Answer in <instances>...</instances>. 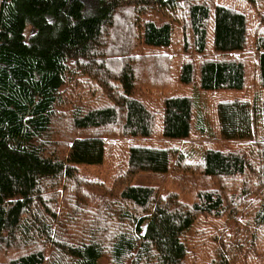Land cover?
Here are the masks:
<instances>
[{
  "label": "trees",
  "instance_id": "1",
  "mask_svg": "<svg viewBox=\"0 0 264 264\" xmlns=\"http://www.w3.org/2000/svg\"><path fill=\"white\" fill-rule=\"evenodd\" d=\"M124 3L0 0V264H264V34L227 0ZM192 87L222 93L209 144Z\"/></svg>",
  "mask_w": 264,
  "mask_h": 264
},
{
  "label": "rangeland",
  "instance_id": "2",
  "mask_svg": "<svg viewBox=\"0 0 264 264\" xmlns=\"http://www.w3.org/2000/svg\"><path fill=\"white\" fill-rule=\"evenodd\" d=\"M79 1L83 4V7H84V10L86 13L91 12L96 5V0H79ZM120 1H122L124 3V1L127 2L128 0H120ZM227 1H231L233 3L236 2V3H238L239 6L241 5V6H245L246 8H248L247 9V23H248L247 41H248V44L247 45H248V47L253 46L255 37H258V36H261L264 34V10L261 7L258 8V6L250 8L241 0H227ZM257 14H260L261 17L256 16ZM115 20H116V24H117L116 27L113 28V30L110 32L111 34H110L109 38L102 42V45L104 44L105 49L110 50L112 53H113V51L114 52L120 51L121 49L127 50L126 48L129 46V45H127L128 41L125 39V37H128V33L126 32V30H124L120 27L123 25H118V24L126 23V21H127L126 11H123L122 13L116 14ZM110 30L111 29H109L108 31H110ZM108 31H107V33H108ZM253 53L255 55L254 50H253ZM113 62L116 63L115 60H113ZM114 66H116V65H114ZM246 68H247V65H246ZM139 77L141 80L142 79L146 80L147 75L144 73H141V75H140V72H139ZM186 91H188L187 93H190L193 96V98L195 100L196 107H197V118L200 119L201 122H203V124L205 126V132L206 133L204 132V136H203L204 138L203 139L198 138V143L200 142V144H203V145L209 144L211 142V140L213 141V139H212L213 137L211 136V133L213 131V128H212V124H213L212 120L213 119H212V114H211L212 110H211L210 104L212 105V103L214 101V99H213L214 97H220L222 95V93L215 94V95H213V97H211L210 96L211 94L208 92H204L203 94L199 93L198 90L195 89V87H192ZM225 95L233 96L232 93L225 94ZM246 95H248V94H246ZM53 126H54V132L56 134L55 135L56 139H59V140H61L62 138L64 139L65 135H67V136L76 135L75 132L69 131L68 125L66 124L65 120L61 121L59 119V117H56V119L53 122ZM191 147L197 148V147H195V142L193 141V139L182 142L181 148H187L189 150V149H191ZM200 147H202V146H200ZM183 172L186 173L185 171H183ZM186 178H187L186 181L190 185H192L193 184L192 182L195 181V183L193 184L194 186L196 185V183L198 181H202L201 179H199V176H197V172H193L191 174L190 178H188V177H186ZM171 179H172V177L166 178V180H171ZM233 179L237 180L240 184H242L241 183L242 179H238V178H233ZM145 180L147 182L155 183L158 180V178H156L155 181L152 178H145ZM171 181H172L171 184L165 185L166 191H164V193L169 192L170 195L175 194L177 196V198L180 200L183 198L181 195L182 193H185V194H183V196H184L183 199H190L191 198V196L193 195V192H189V190L191 189L192 186H190L189 188L188 187L185 188L183 186L184 181H178V180H174V179ZM229 181H232V180H222V184H227V183H229ZM220 182H221V180L216 181V183L219 185H220ZM245 190L247 192V189H245ZM241 198L243 200H246V196H241ZM226 199L228 200V198H226ZM236 201L239 202V204L236 205V207H238L240 210V208L243 207V203L237 199H236ZM237 217L240 218L239 216H237ZM223 220H224V218H223ZM211 224H213V221ZM201 225L202 224L199 222L198 229L201 227ZM231 225H232L231 223H228L227 227L230 228ZM98 264H107V262L104 259H102L99 261Z\"/></svg>",
  "mask_w": 264,
  "mask_h": 264
},
{
  "label": "bare ground",
  "instance_id": "3",
  "mask_svg": "<svg viewBox=\"0 0 264 264\" xmlns=\"http://www.w3.org/2000/svg\"><path fill=\"white\" fill-rule=\"evenodd\" d=\"M176 175V174H175ZM180 197V196H179Z\"/></svg>",
  "mask_w": 264,
  "mask_h": 264
}]
</instances>
